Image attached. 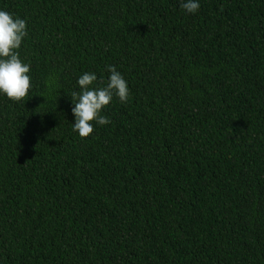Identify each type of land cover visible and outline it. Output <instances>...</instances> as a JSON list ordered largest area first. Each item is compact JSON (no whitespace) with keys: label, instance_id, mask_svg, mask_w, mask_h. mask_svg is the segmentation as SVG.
<instances>
[{"label":"trees","instance_id":"16d2710c","mask_svg":"<svg viewBox=\"0 0 264 264\" xmlns=\"http://www.w3.org/2000/svg\"><path fill=\"white\" fill-rule=\"evenodd\" d=\"M181 2L0 0L33 81L0 96V264H264V0ZM106 65L130 96L82 138Z\"/></svg>","mask_w":264,"mask_h":264},{"label":"clouds","instance_id":"9594fccd","mask_svg":"<svg viewBox=\"0 0 264 264\" xmlns=\"http://www.w3.org/2000/svg\"><path fill=\"white\" fill-rule=\"evenodd\" d=\"M199 5L200 0L181 2L188 13L195 12ZM27 35L25 19L0 9V96L16 103L23 102L33 88L31 65L20 58L18 51ZM106 71L109 73L106 86H94L96 73L84 72L77 79L78 90L71 93L72 130L82 138L94 131L92 122L101 126L111 123L101 112L114 97L121 103L129 99L130 89L122 73L113 65H106ZM46 85L50 94L60 90L54 78L50 77Z\"/></svg>","mask_w":264,"mask_h":264}]
</instances>
